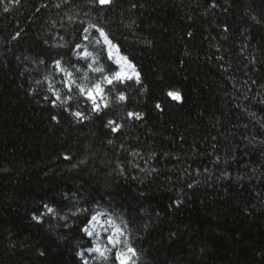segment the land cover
<instances>
[{
  "label": "trees",
  "instance_id": "16d2710c",
  "mask_svg": "<svg viewBox=\"0 0 264 264\" xmlns=\"http://www.w3.org/2000/svg\"><path fill=\"white\" fill-rule=\"evenodd\" d=\"M121 254L264 264V0H0V264Z\"/></svg>",
  "mask_w": 264,
  "mask_h": 264
},
{
  "label": "rangeland",
  "instance_id": "374dc122",
  "mask_svg": "<svg viewBox=\"0 0 264 264\" xmlns=\"http://www.w3.org/2000/svg\"><path fill=\"white\" fill-rule=\"evenodd\" d=\"M108 1L109 0H102L104 3H107ZM108 48L112 56H117L115 60L121 69L117 78H137V72L133 65L129 61L120 57L115 47L109 45ZM88 95L94 101L96 107H100V105L103 104L101 87H96L90 90ZM172 96L174 98H179L177 94H172ZM89 232L95 240L94 250L96 253L100 254H105L110 246H115L117 244L120 233L113 223L110 220L105 219L102 215L93 217L89 226ZM119 263L126 264V258L122 254L119 256Z\"/></svg>",
  "mask_w": 264,
  "mask_h": 264
}]
</instances>
